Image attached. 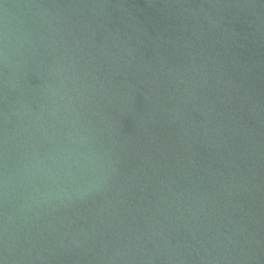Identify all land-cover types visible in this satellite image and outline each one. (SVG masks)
Masks as SVG:
<instances>
[{
    "label": "water",
    "instance_id": "95a60500",
    "mask_svg": "<svg viewBox=\"0 0 264 264\" xmlns=\"http://www.w3.org/2000/svg\"><path fill=\"white\" fill-rule=\"evenodd\" d=\"M0 264H264V0H0Z\"/></svg>",
    "mask_w": 264,
    "mask_h": 264
}]
</instances>
